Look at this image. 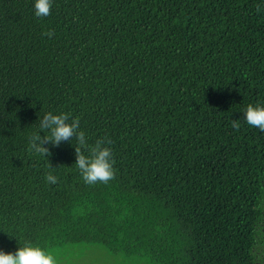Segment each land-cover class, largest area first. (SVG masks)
Masks as SVG:
<instances>
[{
    "label": "trees",
    "instance_id": "trees-1",
    "mask_svg": "<svg viewBox=\"0 0 264 264\" xmlns=\"http://www.w3.org/2000/svg\"><path fill=\"white\" fill-rule=\"evenodd\" d=\"M34 2L0 0V250L264 264V132L241 112L264 105V0ZM48 112L112 141L113 180L84 183L75 138L29 150Z\"/></svg>",
    "mask_w": 264,
    "mask_h": 264
},
{
    "label": "clouds",
    "instance_id": "clouds-1",
    "mask_svg": "<svg viewBox=\"0 0 264 264\" xmlns=\"http://www.w3.org/2000/svg\"><path fill=\"white\" fill-rule=\"evenodd\" d=\"M51 8L52 0H35L34 15L37 18L47 17L51 15ZM261 10V6L257 5V13ZM42 35L51 39L55 33L49 30L43 32ZM241 112L243 113L242 119L249 126L264 132V105L259 103L255 106L248 104ZM230 126L239 131L240 120H232ZM79 129L80 117L72 118L70 113L54 115L52 112H48L39 119V131L29 135V150L34 154L49 157L51 152L45 145L58 147L62 142L71 141L75 138L77 141L75 166L79 169L84 183L89 185L107 184L115 178V161L112 149L106 146L110 145L112 141L103 137L97 139L93 145H89L85 133ZM41 132L44 133L43 136L40 135ZM83 150L88 152L87 156ZM45 181L55 185L58 178L49 172L45 176ZM0 264H58V261L52 252L45 251L31 243H25L23 246H19L14 253H5L0 250Z\"/></svg>",
    "mask_w": 264,
    "mask_h": 264
}]
</instances>
